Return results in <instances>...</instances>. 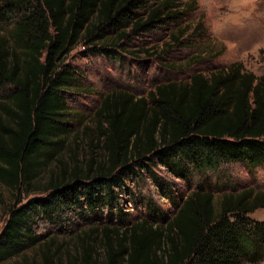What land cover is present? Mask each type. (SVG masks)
I'll return each mask as SVG.
<instances>
[{
    "label": "trees",
    "instance_id": "obj_1",
    "mask_svg": "<svg viewBox=\"0 0 264 264\" xmlns=\"http://www.w3.org/2000/svg\"><path fill=\"white\" fill-rule=\"evenodd\" d=\"M194 11L183 0H0V181L28 192L62 152L70 134L67 97L78 86L64 62L81 40L116 59L113 48L124 40L175 26L166 48H184L189 27L180 21ZM5 25L12 26L8 35ZM95 119L102 160L87 172L52 179L44 197L10 210L0 264L34 247L40 260L24 264H256L264 258V221L249 217L264 208V192L225 193L217 206L212 192L193 190L160 223L129 221L121 204L128 180L142 177L139 169L154 159L185 181L229 163L264 165V75L232 63L159 83L145 97L114 91ZM39 224L51 226L52 235L38 233ZM60 237L67 239L57 243Z\"/></svg>",
    "mask_w": 264,
    "mask_h": 264
},
{
    "label": "rangeland",
    "instance_id": "obj_2",
    "mask_svg": "<svg viewBox=\"0 0 264 264\" xmlns=\"http://www.w3.org/2000/svg\"><path fill=\"white\" fill-rule=\"evenodd\" d=\"M183 2L195 6V11L180 21L189 27L184 48H166L168 33L176 28L170 26L171 29L161 28L124 40L120 48H113L116 59L95 52L96 47H102L83 40L65 57L64 65L74 71L78 85L70 89L72 92L67 97L68 114L65 117L70 134L65 138L62 152L41 172L34 188L19 194L0 181V234L14 206L20 207L33 198L44 197L43 190L52 179L63 178L64 173L70 178L75 171L87 172L93 160L98 163L102 160L101 150L95 147L98 138L95 113L106 95L125 91L137 98L145 97L159 83L188 81L195 73L209 74L232 63H242L255 75H264V0ZM198 25L202 28L199 35H194L193 29ZM11 27L6 28L5 25L4 35H8ZM147 49L153 50L152 55L143 52ZM160 163V159H154L146 171L139 169L142 177L126 183L121 204L128 212L129 221L150 217L158 223L166 222L176 213L175 204L181 203L193 190L212 192L217 206L225 193L244 189L264 192V165L249 167L244 163H229L223 165L218 173L194 175L185 181L173 176ZM150 206L156 212L149 213ZM96 217L92 215L90 219ZM249 217L264 221V208ZM80 225H83L81 220ZM37 231L50 237L53 229L39 224ZM66 239L60 237L56 242ZM35 259L40 260L38 247L3 264H24L26 260ZM256 264H264V258Z\"/></svg>",
    "mask_w": 264,
    "mask_h": 264
}]
</instances>
